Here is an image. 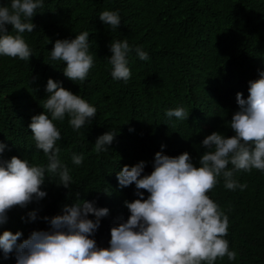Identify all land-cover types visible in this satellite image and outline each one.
Listing matches in <instances>:
<instances>
[{"label":"trees","instance_id":"obj_1","mask_svg":"<svg viewBox=\"0 0 264 264\" xmlns=\"http://www.w3.org/2000/svg\"><path fill=\"white\" fill-rule=\"evenodd\" d=\"M0 5L10 6V0H0ZM105 10L118 11V28L100 21ZM31 22L34 31L22 34L32 50L30 59L0 55V143L5 145L0 159L15 156L47 164L28 126L33 116L44 112L48 79L81 96L97 112L79 131L67 116L54 121L62 137L57 141L59 158L71 170L73 182L65 189L57 186L58 178L46 177L41 186L45 198L7 211L0 235L20 232L17 243L33 231L49 230L43 217L62 215L79 193L80 200L109 210L90 237L98 247H109L110 229L130 215L124 201L139 198L134 184L119 187L117 172L143 161V174L150 175L157 152L171 157L187 152L199 167L203 139L213 132L234 135L229 122L238 111L236 94L247 99L249 81L264 72V0H44ZM85 31L93 67L85 81L73 82L63 74L66 63L51 60L50 52L57 40H71ZM125 39L132 49L126 57L131 71L126 82L112 78L107 60L111 42ZM136 47L149 59L140 60ZM178 107L187 111V120L165 116ZM109 131L116 134L109 151L96 152V139ZM73 153H83L82 165L72 164ZM234 178L247 188L227 190L219 177L208 193L229 218L225 239L237 252L236 260L225 256L215 264H264V172L239 171ZM141 192L146 199L149 194ZM0 264H16L15 253L4 259L0 250Z\"/></svg>","mask_w":264,"mask_h":264},{"label":"clouds","instance_id":"obj_2","mask_svg":"<svg viewBox=\"0 0 264 264\" xmlns=\"http://www.w3.org/2000/svg\"><path fill=\"white\" fill-rule=\"evenodd\" d=\"M43 7L44 0H10V6L0 5V55L30 59L32 50L22 34L34 31L32 18ZM99 19L112 29L121 23L118 11H102ZM9 25L15 34L9 33ZM109 47L111 76L126 82L131 77L126 57L132 49L127 39L112 41ZM134 50L140 60L149 59L141 47ZM50 58L66 63L63 74L69 80L85 81L94 62L89 54V33L82 32L71 40H57ZM259 77L249 81L247 99L243 93L236 94L238 111L229 122L234 135L226 137L213 132L203 139L200 146L205 151L199 158V167L194 166L187 152L176 157L157 152L150 175L143 174V161L117 172L119 187L134 184L139 198L124 201L130 215L126 222L121 219L110 229L109 247H98L90 238L109 210L80 200L77 193L76 202L64 206L62 215L43 217L49 230L33 231L21 243H17L20 232L4 231L0 235L3 258L15 253L16 264H215L225 256L229 261L236 260L237 252L230 250L225 239L229 218L208 193L219 177L227 190L243 191L247 184L238 183L234 178L237 172L253 169L264 172V72ZM46 92L44 112L33 116L28 127L47 164L36 165L15 156L10 161L0 159V225L6 222V213L12 207H25L34 198L39 201L46 197L47 193L41 191L46 177L58 178V187L70 189L73 178L68 165L59 158L61 149L57 141L62 137L54 121L62 122L67 116L69 125L79 131L96 116L95 107L53 79H48ZM165 116L187 120L189 114L178 107L168 109ZM115 136L113 131L99 136L94 150L109 151ZM4 149L5 145L0 143V155ZM83 161V153L72 154L73 165L80 166ZM141 190L149 194L146 199ZM90 215L95 220L89 219ZM29 216L32 220L37 218L35 212Z\"/></svg>","mask_w":264,"mask_h":264}]
</instances>
